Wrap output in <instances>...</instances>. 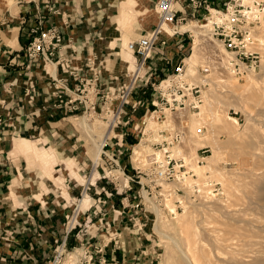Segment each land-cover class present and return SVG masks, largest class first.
<instances>
[{
  "label": "rangeland",
  "instance_id": "obj_1",
  "mask_svg": "<svg viewBox=\"0 0 264 264\" xmlns=\"http://www.w3.org/2000/svg\"><path fill=\"white\" fill-rule=\"evenodd\" d=\"M157 1L145 8L148 9L146 15L148 14L154 21L156 20V26H159ZM249 1L245 0V3H249ZM0 2L4 4L2 6L4 10H8L14 4L13 0H0ZM181 4L187 6L188 1L178 0L175 5L176 11ZM117 6L118 3H115L114 7L117 8ZM213 14L214 11L211 10V16H207L204 21H188L187 24L177 26L180 31L188 30L192 33L191 39L185 38L182 41L183 47L186 49L183 53L173 45L177 41L168 42L159 48V51L152 53L146 61L147 74L143 82L149 73H153L156 80L151 79L147 85H144L143 82L137 84L131 96L130 105L125 107L115 132L126 133L127 143L124 139V142L119 143L118 141L117 144V146L125 147L124 160H126L130 155V150L125 145L134 147L137 144L135 131L144 128V132L153 133L173 125L177 127L178 118L184 116L185 120L181 122L187 127L186 137L173 152L175 154L178 152L185 158L187 167L197 176L202 193H205L204 189L207 190L205 181L210 180L218 185L219 194L209 197L200 193L199 200L186 203V207H183L184 209L179 211L174 219H170L165 213L158 211L144 195L145 204L148 206L146 209H153L155 216L144 211L137 215L141 219L138 223L140 229L133 228V222H131V225L124 229L126 234H121L118 244H112L115 251L111 252V248L108 246L107 254L104 252V258L107 257V261L116 259L120 263L121 261L125 262V264H190L187 260L190 258L194 264H264V25L256 26L254 29V38L258 41L257 49L261 52L259 71L238 78L229 69L215 68L216 70H213L208 77L210 80L203 90L202 104L197 112L181 111L177 114L169 113L166 110V117L159 123L153 121L149 116H147L146 122L143 118L142 121L136 122L138 118L140 119L141 112L144 116L148 111L146 109L154 94L150 84H157L158 81L169 75L177 64L176 62L180 60L179 58L183 56L186 58L188 72L192 75L195 74L196 68L202 63V60L204 61L208 54L213 53L208 49L213 45L212 42L207 36H203L210 34L213 29L205 27L214 19L215 15ZM10 27L12 28V25ZM155 27L137 38L145 36ZM161 33L162 37L169 41L172 26L166 23L163 25ZM7 36L9 35L4 37L7 38ZM2 37L3 35L0 34L1 57L5 54L8 43V40L2 39ZM128 41L129 39H124L122 42L124 49L112 50V61L100 63L104 80L102 86H106V88L115 86L119 82L120 76L123 79L128 78L134 68H137V58L125 50ZM165 46L174 49L169 52L177 53H174L172 57L165 58L164 66L161 68L156 65V57H164L167 49V47L164 48ZM218 48L224 53L220 46ZM222 58L224 59V57ZM134 104L139 110H132L131 106ZM148 109L152 110L153 107L149 106ZM133 115L135 119L132 118ZM97 118L81 116L70 118L71 124L78 132L76 136L80 139L79 144L84 145L82 156L87 158L89 167L93 169L92 181L103 174L111 177L112 172L113 178L119 182L120 188L132 186L127 183L119 171H109L108 162L98 156V150L94 152V159L92 158L90 152L93 145L90 143L89 134L82 123H86L92 128V134L100 142L107 132L108 126L103 120ZM200 126L204 127V133L201 136H196L195 130ZM113 135L114 132L111 131L109 136ZM145 139L138 144H141L137 148L140 156H145L150 152V144L144 142ZM200 148L208 150L203 154L206 157L203 164H197V156H201L200 152L197 154V150ZM136 157L132 155L133 162ZM51 172L52 170H48L46 174L51 176ZM74 176L85 184L86 181L79 177L77 172ZM136 180L138 181V179ZM133 184L132 190L122 196L129 194V203L137 201V199H133L136 186L135 183ZM175 186L177 185L170 183L162 187L163 190L168 191ZM111 189L114 193L112 185ZM86 197L88 203L83 205L84 207H79L80 201ZM114 197L122 198L118 195H114ZM80 201L76 202L78 209L87 208L90 202L89 196H83ZM166 205L169 206L168 202ZM72 219L75 220L70 215L67 221H72ZM87 230L88 227L85 223L81 226L76 225L72 231L78 232L80 235L79 244L74 245L73 242L69 245L68 241L66 248L63 249L61 247L63 240L56 241L53 244L50 257L44 256L37 264H85L84 253H91L94 246H101L106 242L102 237L99 240L95 237L94 228L88 232ZM103 235L105 234L103 233ZM106 240L108 239L106 238Z\"/></svg>",
  "mask_w": 264,
  "mask_h": 264
},
{
  "label": "crops",
  "instance_id": "obj_2",
  "mask_svg": "<svg viewBox=\"0 0 264 264\" xmlns=\"http://www.w3.org/2000/svg\"><path fill=\"white\" fill-rule=\"evenodd\" d=\"M13 1L8 10L2 9L4 4L0 2V34L2 39L9 35L5 54L0 56V264H37L44 256L50 257L56 241L66 237L69 245L79 244L78 232L68 233L70 215L75 225L85 223L87 232L94 228L95 237L104 241L113 231L121 237L131 225L130 219L113 214L107 206L102 209L108 211L104 220L110 228L104 222L99 224V215L89 217L96 194L101 191L105 198L103 191L112 192L111 185L98 176L92 181L93 169L82 156L84 145L79 144L78 132L70 122L73 114L53 109L57 100L51 96L49 86L53 76L66 79L65 63L83 73L86 59L94 56L100 68V63L113 60V49H124V39L135 40L155 27L156 20L146 15L145 7L156 0ZM213 3L219 4L216 0ZM177 14L185 16L187 22H200L206 12L202 8L195 12L189 4H181ZM51 26L61 32L63 46L51 62L28 65L23 49L31 31ZM156 48L155 52L160 46ZM167 49L164 57H156L158 67L162 68L164 59L177 53ZM101 78L104 81L102 71ZM118 79L117 83L127 80L122 76ZM139 116L136 122L142 121V112ZM123 139L127 143V137ZM94 152L93 148V159ZM48 170H52L51 176L46 174ZM75 172L85 184L74 176ZM85 195L89 196V205L78 209L76 202ZM120 199L113 196L107 203L119 210ZM87 203L86 197L79 207ZM126 213L137 217L132 210ZM108 246L111 252L115 251L111 244ZM108 246L104 249L106 254Z\"/></svg>",
  "mask_w": 264,
  "mask_h": 264
},
{
  "label": "built area",
  "instance_id": "obj_3",
  "mask_svg": "<svg viewBox=\"0 0 264 264\" xmlns=\"http://www.w3.org/2000/svg\"><path fill=\"white\" fill-rule=\"evenodd\" d=\"M177 1L158 0L156 9L158 24L160 25L145 36L127 43L125 50L137 58L136 70L142 72L136 80L133 79V72L125 82L116 83V86L107 90L104 89L101 82V70L96 64L94 56L86 59L83 73L65 63L66 79L56 76L51 78L50 94L57 100V103L53 106L54 110H68L69 113L73 114V117L86 115L92 119L98 117L114 132L113 136H107L104 140L100 157L108 162L109 171L121 172L127 183L132 186L120 188L119 182L113 177H108L105 174L98 176L99 180H105L108 185H112L115 192L103 191L105 198L101 197V191L98 192L94 207L89 211V217L94 218L99 215V224L104 222L106 228H110V224L104 220L105 212L108 211L103 212V206H107L117 216H125L130 219L133 222V227L140 229L139 216H128L126 210H132L137 215L142 211L149 212L155 216L153 209H146L148 206L145 204L144 195L150 199L153 207L165 213L170 219H174L179 211L184 209L186 203L199 200L200 193L209 197L218 196L219 194L218 185L210 180L205 181L207 190L204 189L203 192L205 193H202L197 182V176L191 169H188L185 160L181 156H173L170 152V148L179 146L186 137L187 127L181 122L185 120L184 116L178 118L177 127L173 125L161 129L158 133L159 141L152 142L150 152L145 156L136 157L135 162L132 161L133 149L142 139L147 137L144 128L135 131L137 144L134 147L125 145L130 150V155L126 160H124L125 147L117 146L119 140H124L126 133L116 134L115 129L118 128L125 107L130 105V98L137 84L142 83L147 74L145 70L146 61L156 51L157 46L160 45V48H162L164 44L172 41H177L173 45L177 46L183 53L186 49L183 47L182 41L185 38H192L191 31L177 29V26L187 24L186 17L177 14L175 7ZM187 1L192 11L196 12L201 8L205 10L204 20L207 16H211V10L219 17L218 23L213 25L210 34L203 35L207 36L214 45L208 47L209 51L213 53L208 54L204 61L202 60V63L196 68L195 74H189L188 64L183 56L169 75L158 81L157 84H150L154 91L150 101L153 109L146 111L143 116L145 122L147 116L161 122L166 117V110L169 113L177 114L181 111L197 112L202 104L203 90L210 80L208 77L213 70H216L215 68L229 69L238 78L260 69L261 52L257 49L258 41L254 38V29L256 26L264 24V1L251 0L248 4L244 3V0H216V3H219L216 6L213 3L214 0ZM166 23L172 26L169 41L162 37L160 31L161 26ZM31 34L23 49L28 65L32 62H51L63 46L64 38L61 32L56 27L51 26L45 30L37 28L32 30ZM218 46L223 49L224 53L219 50ZM161 53L163 55V51ZM151 79L156 80L153 73L148 74L143 84L147 85ZM131 108L135 111L137 105L134 104ZM203 133L204 127L200 126L196 128L194 134L201 136ZM206 149L200 148L197 150V154L198 152L201 154L197 159L198 164H203V160L206 158L203 154L208 151ZM161 150H164V152L160 157L157 152ZM186 179L190 180L187 184H185ZM133 183L136 184L133 199H137V201L129 203L130 195L122 196L132 190ZM163 183H176L177 186L172 190L165 191L162 187ZM114 195L122 197L120 199L122 209L118 210L114 208L113 204L107 203V200ZM167 202L171 208L167 207ZM73 223L72 220L68 233L75 229L76 225ZM107 239L101 246H94L93 252L84 253L85 264H122L116 260L107 261L104 258V249L109 244L117 245L120 234L113 231L111 234H107ZM61 247L66 248V237L62 241Z\"/></svg>",
  "mask_w": 264,
  "mask_h": 264
},
{
  "label": "bare ground",
  "instance_id": "obj_4",
  "mask_svg": "<svg viewBox=\"0 0 264 264\" xmlns=\"http://www.w3.org/2000/svg\"><path fill=\"white\" fill-rule=\"evenodd\" d=\"M251 1V0H250ZM250 1H249V3H250ZM244 3H245V0H244ZM248 3V4H249ZM216 13L214 12V14L213 15H215ZM218 21H219V17L218 16H214V19L213 20H211L210 22H209V25H207V26H205V27H207V28H213V25L214 24H216V23H218ZM163 25H166V24H163ZM163 25L161 26V29H162V27H163ZM264 25V24H263ZM201 28H203V27H201ZM161 31V30H160ZM255 34V33H254ZM193 63V62H192ZM136 68H134V76H133V79L134 80H136L141 74H142V72H141V70H136ZM132 72V73H133ZM83 117H88L87 115L86 116H83ZM151 119L153 120V121H155V122H157L156 120H154L152 117H151ZM232 120V119H231ZM234 122H236L235 120H233ZM159 123V122H158ZM83 124V126H84V128L86 129V131L88 132V134H89V141H90V143L93 145V148H94V150H95V152L98 150V156L100 157V155H101V152H102V149H101V146H102V144L104 143V140L107 138V136H109L110 135V133H111V131H110V128L108 127V129H107V132L104 134V136L102 137V140L99 142L96 138H95V136L92 134V128L89 126V125H87L86 123H82ZM161 129H159L158 131H156V132H153V133H149L148 131L146 132H144V133H146L147 134V138L145 139V141L144 142H147L148 144H151L152 142H154L155 140H157V141H159V138H158V133H159V131H160ZM141 142H143V139H142V141ZM141 146V144L140 145H138V146H136L135 147V150L133 151L134 153H133V156L135 155V157H136V155H139L138 154V152H137V148H139ZM97 147H98V149H97ZM178 146H175V147H172V148H170V152H172V155L173 156H181V155H179L178 154V152H177V154H175L174 152H173V150L175 149V148H177ZM163 152H164V150H161V151H159V152H157V155H159L160 157L163 155ZM140 156V155H139ZM144 156V155H143ZM184 160H185V158L183 157V156H181ZM197 159H198V156H197ZM205 160V159H204ZM203 160V161H204ZM134 161H136V158L134 159ZM185 164H186V166L188 165L187 164V162H186V160H185ZM198 164V163H197ZM189 169V168H188ZM114 172V171H113ZM121 173V172H120ZM110 176L111 177H113V175H112V172H111V174H110ZM188 182H190V180H187L186 179V181H185V184H187ZM172 184H175V185H177L176 183H172ZM163 185H165L164 183L162 184V186ZM205 187H207L206 185H205ZM169 191V190H168ZM263 198V197H262ZM148 199V198H147ZM148 201H150V199H148ZM262 201H263V199H262ZM186 207V206H185ZM184 207V208H185ZM187 255V254H186ZM183 256H185V255H183ZM219 258V257H218ZM223 259V258H222ZM187 260H188V262L190 263V264H194V261L192 260V259H190V258H187ZM197 261H199V260H197ZM203 263V262H202ZM188 264V263H187Z\"/></svg>",
  "mask_w": 264,
  "mask_h": 264
}]
</instances>
